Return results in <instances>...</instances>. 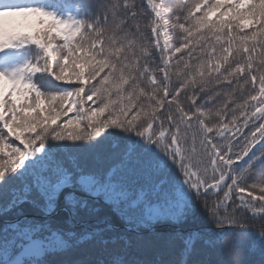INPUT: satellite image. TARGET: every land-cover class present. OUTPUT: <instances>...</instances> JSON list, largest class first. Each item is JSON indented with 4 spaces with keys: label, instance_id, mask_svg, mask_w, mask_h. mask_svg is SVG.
I'll use <instances>...</instances> for the list:
<instances>
[{
    "label": "snow or ice",
    "instance_id": "obj_1",
    "mask_svg": "<svg viewBox=\"0 0 264 264\" xmlns=\"http://www.w3.org/2000/svg\"><path fill=\"white\" fill-rule=\"evenodd\" d=\"M9 50L0 264H264V0H0Z\"/></svg>",
    "mask_w": 264,
    "mask_h": 264
},
{
    "label": "trees",
    "instance_id": "obj_2",
    "mask_svg": "<svg viewBox=\"0 0 264 264\" xmlns=\"http://www.w3.org/2000/svg\"><path fill=\"white\" fill-rule=\"evenodd\" d=\"M65 3L69 4V5H75L77 3H83V4H92L93 6L99 2H102V0H64ZM166 3L170 4L171 6L173 7H178L182 4L185 3V0H165ZM190 2V0H189ZM145 11H149L147 8L145 9ZM28 51L34 56L37 49L34 47V46H30L28 48ZM29 55L28 52H25V51H15V50H9V51H6L5 53H0V62L3 61V60H6V59H9L10 61H15L16 63L14 65H18L20 64L23 59ZM179 55V54H177ZM13 65V66H14ZM13 66L9 65L8 67H6L3 63H0V69H11ZM39 78V74H37L36 77H34V79H38ZM53 83H56V82H53ZM76 85L74 84H60L59 87H62V88H72V87H75ZM69 115H73V114H69ZM67 117H64L62 120H61V123L64 122V120H66ZM245 131H247V129H245ZM14 143H18V142H15ZM260 146L257 145L256 146V149H253V151H256ZM242 163V162H241ZM254 179L256 180H259V177H254ZM204 225H202L200 222H197L196 225H191L190 227H202ZM257 230H259V226L257 225ZM203 258L205 259H211L213 261H223L224 264H230L231 260H232V257L231 255L227 254L226 252H220V251H217V252H213L211 254H207L205 255Z\"/></svg>",
    "mask_w": 264,
    "mask_h": 264
}]
</instances>
